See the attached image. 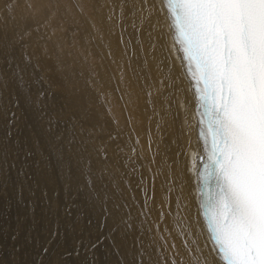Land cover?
I'll return each instance as SVG.
<instances>
[{"label":"bare ground","instance_id":"obj_1","mask_svg":"<svg viewBox=\"0 0 264 264\" xmlns=\"http://www.w3.org/2000/svg\"><path fill=\"white\" fill-rule=\"evenodd\" d=\"M195 108L163 0H0V264H223Z\"/></svg>","mask_w":264,"mask_h":264},{"label":"snow or ice","instance_id":"obj_2","mask_svg":"<svg viewBox=\"0 0 264 264\" xmlns=\"http://www.w3.org/2000/svg\"><path fill=\"white\" fill-rule=\"evenodd\" d=\"M163 3L182 60L203 82L204 167L219 184L205 217L212 242L223 264H264V0Z\"/></svg>","mask_w":264,"mask_h":264},{"label":"water","instance_id":"obj_3","mask_svg":"<svg viewBox=\"0 0 264 264\" xmlns=\"http://www.w3.org/2000/svg\"><path fill=\"white\" fill-rule=\"evenodd\" d=\"M173 32H174V29H173ZM174 38H175V34H174ZM175 41H176L178 50H180V45H179V42L176 40V38H175ZM180 53L183 56L182 51H180ZM183 63H184V67L186 69V72L191 79L192 90H193L195 98H196V92L200 87L203 86V82L200 81L198 83L197 79L193 78V76L191 75L192 71L195 70L194 63L191 66L189 65L188 61H186V60H183ZM195 110H196V118H197L198 125H199L198 136H199V139L201 141L202 149H203V152L200 156V164L198 167V183H199V185H198L199 186L198 204H199L200 212H201V215L203 218V222H204L205 227L207 229L208 235L211 239L210 230L207 227L205 217H206V215L211 216V214H212V204L214 202V199H215L217 193L219 192V184H218L214 174H210L211 170L210 169L206 170L204 167V165L207 163L206 151L211 149V143H212V137H211L210 129L208 127V123H207L209 117L206 114V107L203 106L201 103H198L197 99H196ZM211 241H212V239H211ZM218 254H219V252H218Z\"/></svg>","mask_w":264,"mask_h":264}]
</instances>
